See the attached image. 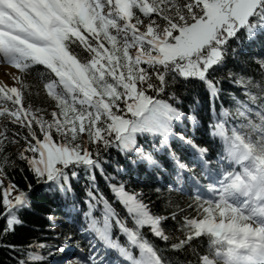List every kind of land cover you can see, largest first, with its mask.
<instances>
[{"label":"snow or ice","instance_id":"6c2138e0","mask_svg":"<svg viewBox=\"0 0 264 264\" xmlns=\"http://www.w3.org/2000/svg\"><path fill=\"white\" fill-rule=\"evenodd\" d=\"M0 64V264H264V0H0Z\"/></svg>","mask_w":264,"mask_h":264},{"label":"trees","instance_id":"16d2710c","mask_svg":"<svg viewBox=\"0 0 264 264\" xmlns=\"http://www.w3.org/2000/svg\"><path fill=\"white\" fill-rule=\"evenodd\" d=\"M179 130V129H178ZM41 203H43L46 206L51 207L54 210V213L56 216H61V213L59 211H55L56 209V204L52 202V200L48 199L46 195H42L40 197Z\"/></svg>","mask_w":264,"mask_h":264},{"label":"rangeland","instance_id":"374dc122","mask_svg":"<svg viewBox=\"0 0 264 264\" xmlns=\"http://www.w3.org/2000/svg\"><path fill=\"white\" fill-rule=\"evenodd\" d=\"M13 71V69L5 64H0V79H4V74Z\"/></svg>","mask_w":264,"mask_h":264}]
</instances>
